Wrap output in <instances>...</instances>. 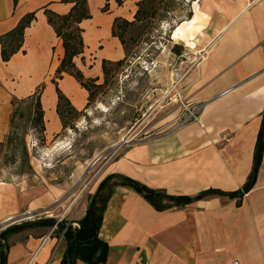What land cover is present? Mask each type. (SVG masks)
Masks as SVG:
<instances>
[{
  "label": "crops",
  "instance_id": "1",
  "mask_svg": "<svg viewBox=\"0 0 264 264\" xmlns=\"http://www.w3.org/2000/svg\"><path fill=\"white\" fill-rule=\"evenodd\" d=\"M125 4L135 7L130 0ZM106 5L109 12H103ZM72 7L62 0H0V38L26 15L36 17L25 30L22 50L8 63L2 61L0 42L1 124L10 120L13 98H26L44 85L45 136L63 130L52 80L64 47L45 11L64 16ZM89 11L92 18L81 24L83 56H102L101 46L114 45L116 51H105L101 60L122 59L124 50L112 37V26L123 8L116 0H90ZM174 38L202 52L183 81L185 99L202 108L200 123L172 127L125 146L103 167L96 186L72 207L73 197L59 186L0 184V232L15 218L41 212L44 219L80 221L110 175L175 197H195L211 189L235 192L250 180L264 113V0H200L195 17L180 25ZM83 56L75 64L85 78L100 76L101 61L93 74L85 70ZM58 87L74 107H86L89 94L74 77L65 75ZM158 203L171 207L159 211L130 188L113 189L99 231V239L109 246L104 264H264V149L255 184L241 201L211 196L186 206ZM50 233V228L34 227L10 235L6 264H61L64 238Z\"/></svg>",
  "mask_w": 264,
  "mask_h": 264
},
{
  "label": "rangeland",
  "instance_id": "2",
  "mask_svg": "<svg viewBox=\"0 0 264 264\" xmlns=\"http://www.w3.org/2000/svg\"><path fill=\"white\" fill-rule=\"evenodd\" d=\"M126 1L121 0L123 4L119 7L123 8V15L117 18L134 21L137 4L143 0H130L135 3L133 10L125 4ZM199 2L165 0L156 19L146 21L142 29L132 33L135 39L129 43V55L125 58L124 52L120 59L125 58L124 65L113 70L106 85L103 84L102 63L111 60L101 58L116 51V47L101 46L102 56L93 53L83 56L81 61L85 70L93 74H98L97 66L101 61V75L86 78L97 79L96 85L100 87L93 88L95 100L89 103L88 97L83 109L74 107L67 98L75 112L64 115L66 128L63 127L56 136L40 137L29 121L32 110L26 106H22L26 117L19 121L22 129L13 131L21 135L28 133L24 146L16 140L14 144L9 143L10 120L8 124L0 122V184H23L24 181L32 184L38 181L59 186L73 197L69 203L72 207L76 198L87 196L96 186L103 167L125 146L146 136L168 131L185 121L189 116L187 110L193 106H188L192 103L184 97L183 81L188 71L201 60L202 52L175 40L174 32L195 17ZM175 48H180L181 54H176ZM12 111L13 108L9 117ZM125 141L128 143L120 147ZM24 148L31 169L23 166L27 158L23 155ZM11 154H14L17 165L6 162ZM43 214L20 216L9 222L12 226L4 227L35 222L42 219Z\"/></svg>",
  "mask_w": 264,
  "mask_h": 264
},
{
  "label": "trees",
  "instance_id": "3",
  "mask_svg": "<svg viewBox=\"0 0 264 264\" xmlns=\"http://www.w3.org/2000/svg\"><path fill=\"white\" fill-rule=\"evenodd\" d=\"M89 1L90 0H62L63 3L73 4L70 12L64 16L57 15L49 10L45 11L48 23L54 28L57 36L62 40L64 47V58L56 71V75L52 80V83L56 87L58 96L57 113L61 119L63 127L65 128L66 125L64 122V115L66 113L71 114L75 112V109L72 107L67 97L59 89L58 81L62 80L65 75L74 77L80 83L81 87L89 93V103L95 100V95L92 91L93 88L100 87L96 85L97 79H86L83 72L77 68L75 64V59L83 56L85 50V43L83 39L84 30L81 28V24L92 18L89 11ZM116 1L118 6L123 4L121 0ZM164 1L165 0H143L137 4L138 10L134 16V21H128L122 18L114 20L112 26V37L119 40L126 54L125 58L129 55L130 41L135 39L133 38L132 33L134 34V31L142 29L141 27L146 21L156 19ZM108 9L109 6L106 5L103 12H107ZM35 18L34 13L26 15L15 29L0 38L2 45L1 56L4 63H8L14 55L22 50L25 30L32 24ZM174 51L176 54H181L180 48H175ZM125 58L118 62H111L107 60L103 61L102 73L104 75V85L108 84L113 70L119 69L124 65L126 61ZM44 89L45 86L42 85L34 94L26 98L12 99L11 105L13 111L9 122V143L14 144L13 142L16 140V143L19 141V143L24 146V143L26 142L28 133L23 135L14 134L22 129L19 121L26 117L22 111V106H26L32 110V118L29 120L30 124L34 125V128L38 131V135L40 137H45L46 128L44 110L41 102ZM263 149L264 113L253 173L250 180L240 190L235 192L227 193L211 189L202 192L195 197L167 196L162 192L149 189L126 176L110 175L99 184L95 194L91 198L85 217L81 219L78 224H76L77 226H74V224L71 225L65 220L58 222L53 218H42L32 223H23L21 225L9 227L0 233V264H6V256L9 248L7 239L10 235L28 228L46 227L51 229L54 226H56L55 233L62 235L66 244L65 255L61 264H77L78 261H82L86 264H104L107 259L109 246L99 239V231L103 223V214L106 209V205L115 187L123 186L132 189L153 204L159 211H163L171 207V205L167 204L160 206L158 202L161 203L164 200L172 203V206H186L211 196L227 197L229 199H238L241 201L242 198L252 190L255 184V178L261 165ZM23 155L27 156L25 148ZM6 162L9 165L18 164L15 160L14 154H11V156L6 159ZM23 166L31 169L32 166L28 162V156L27 158L25 157Z\"/></svg>",
  "mask_w": 264,
  "mask_h": 264
},
{
  "label": "built area",
  "instance_id": "4",
  "mask_svg": "<svg viewBox=\"0 0 264 264\" xmlns=\"http://www.w3.org/2000/svg\"><path fill=\"white\" fill-rule=\"evenodd\" d=\"M193 106L192 109H188L187 111L189 112V116L188 118L183 121L182 123L180 124H177V126L175 127V129H178V128H181L183 126H185L186 124H188L189 122H198L200 123V118H201V115H200V112H201V106L198 105V104H188V106ZM55 226L54 228L51 229V233L52 234L54 231H55Z\"/></svg>",
  "mask_w": 264,
  "mask_h": 264
},
{
  "label": "water",
  "instance_id": "5",
  "mask_svg": "<svg viewBox=\"0 0 264 264\" xmlns=\"http://www.w3.org/2000/svg\"><path fill=\"white\" fill-rule=\"evenodd\" d=\"M128 142L127 141H125L120 147H123L124 145H126ZM119 147V148H120ZM69 223L71 224V225H73V224H78L79 223V221H69Z\"/></svg>",
  "mask_w": 264,
  "mask_h": 264
},
{
  "label": "bare ground",
  "instance_id": "6",
  "mask_svg": "<svg viewBox=\"0 0 264 264\" xmlns=\"http://www.w3.org/2000/svg\"><path fill=\"white\" fill-rule=\"evenodd\" d=\"M68 209V208H67Z\"/></svg>",
  "mask_w": 264,
  "mask_h": 264
}]
</instances>
